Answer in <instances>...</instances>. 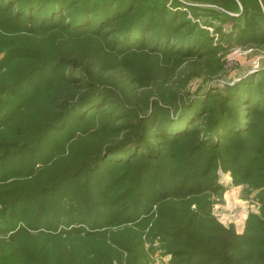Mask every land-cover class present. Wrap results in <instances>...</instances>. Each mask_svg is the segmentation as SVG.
I'll list each match as a JSON object with an SVG mask.
<instances>
[{"label": "trees", "instance_id": "16d2710c", "mask_svg": "<svg viewBox=\"0 0 264 264\" xmlns=\"http://www.w3.org/2000/svg\"><path fill=\"white\" fill-rule=\"evenodd\" d=\"M160 1L0 0V22L15 26L19 33H26L25 37L64 34L67 41L79 45L93 64L108 70L118 66L125 70H121L125 80L119 89L93 85L77 67V59L65 55L54 61L43 60L37 66L39 76L29 73V85L36 89L30 91L28 100L30 105L45 97L51 100L45 102L47 107H41L38 114H29L31 121H22V128L19 125L13 129L12 135L19 141L0 154V163L9 156L21 161L26 157L27 176L37 180L38 169L33 170V159H47L39 170L42 175L56 170V163L65 160L63 155L48 163L52 157L41 152L43 143L52 139L53 134L71 128L91 131L78 140L103 136L106 147L97 152L84 148L73 152L77 168L69 172L62 167L55 174L59 180L53 181L45 196L37 199L56 195L59 200L67 190L69 198L76 202L71 204L76 214L67 224L77 227L78 236L104 237L113 225L124 224L123 233L137 237L139 228L150 225L146 235L161 241L164 252L171 257L169 264H264V69L222 91H207L178 105L162 98L163 101H143L133 106L124 90L128 87L131 94L132 84L140 86L146 100V86L158 75H169L163 65L179 66L216 56L220 46H213L207 32L196 21L187 19L188 11L194 19L202 16L199 12L224 16L238 31L236 41L241 45L264 43V12L256 0H236L240 5L234 0H215L224 8L237 11V16L188 1L171 0L169 5L165 3L168 0ZM225 40L230 43L229 37ZM26 53L8 56L15 59ZM46 72L52 76L43 74ZM11 92L15 95L17 91ZM63 92L72 96V101L53 106ZM51 102L52 108H58L57 113L50 108ZM15 107L9 121L22 110V105ZM51 109L53 114L49 113ZM0 122H6L3 115ZM26 134L29 145L19 139ZM115 139L119 142L113 145ZM218 170L230 172L235 185H247L249 190L257 191L260 213L247 218L241 235L232 227L219 224L211 214L214 198H221L224 191ZM78 178L83 182L73 190L71 182L66 189L61 185L64 179ZM56 184L62 187L54 189ZM21 200L16 195L9 208L0 203L2 210L8 212V228L3 232L10 233V239L26 237L27 228H33L23 226V218L17 213ZM32 201L36 199L29 198L27 204ZM65 232L62 235L70 233ZM138 237L134 248L114 244L126 256L125 264L141 262L138 257L142 254L143 239L140 234ZM62 249L66 251L65 246ZM63 253L56 264L65 263ZM98 256L99 261H109L106 255ZM75 264H86V260L79 257Z\"/></svg>", "mask_w": 264, "mask_h": 264}, {"label": "rangeland", "instance_id": "374dc122", "mask_svg": "<svg viewBox=\"0 0 264 264\" xmlns=\"http://www.w3.org/2000/svg\"><path fill=\"white\" fill-rule=\"evenodd\" d=\"M170 1H165V3L169 5ZM179 1H188L198 7L211 8L218 12H224L229 16H237V11H230L215 0ZM160 2L164 3L162 0ZM256 2L261 11L264 12V0H256ZM236 4H239V2L236 1ZM199 13H202V16L194 19L191 12L188 11L186 14L187 19L196 21L199 27L207 32V35L212 38L213 46H220L217 49L216 56L208 60H194L195 62L190 61V63L187 61L179 66L171 63L163 65L164 69L169 70V73H167L169 75H158L152 83L150 82L146 86L145 92H149L146 100H143L141 96L142 87L132 84L131 94L127 92L128 87H124V90L129 95L126 98L129 104L139 106L143 101L146 103L152 100L163 101V98L178 105L183 101L192 100L207 91H222L226 86L233 85L247 75L264 69V43L251 44L248 42L245 45H241L236 41L238 31H234L231 21L219 14ZM203 13L205 14L203 15ZM3 23L0 22V117L3 115L6 122L4 124L0 122V154L12 148L15 141H19L13 137V129L15 127L18 128L17 126L19 125L22 128L25 125V122L22 121H31V119H28L29 114L30 116L38 114V110L41 107H47L45 102L51 100L50 97H45L40 99V103L36 101L33 105H30L28 100L30 91L32 92V89H36L31 88L33 85H29L32 80L31 75L39 76L41 74L38 72L40 69L37 66L42 64L43 60L54 61L57 56L66 55L70 59H77V67L89 77V81L93 85H108L112 88H119L124 84L125 76L122 73V71H125L124 69L122 70L118 66L108 70L101 68V65L93 64L76 42L65 39L66 35L55 32L52 34L46 33L42 35V38H27V36L25 37L26 33H19L15 26ZM216 28L217 31H215ZM221 34H223V37H221ZM227 37H229L230 43L225 40ZM85 47H88V45ZM25 50L31 54L29 55ZM14 52H25L26 54L21 57H15V59L8 56ZM101 60L102 58H100V62ZM161 69L159 68L158 70ZM29 73L32 74L30 75ZM43 74L48 75V77L52 76V73L49 72ZM11 91L17 92L14 95ZM52 91L49 95H52ZM120 95L123 96L121 93ZM69 96H65L63 92V95L54 102L53 106L58 103L63 104L62 101L64 100L72 101V96ZM17 104L22 105V110L15 113V115L18 114L16 119L12 117L9 121V115H14L12 112L16 110L15 106ZM50 108H52V102ZM52 109H54V112H58L56 111L58 108L53 107ZM52 109L49 113L52 112ZM82 123L84 122L82 121ZM68 130L53 134L52 139L41 146V152L44 153L45 157H52L48 163H53L56 158L65 155L63 156L64 161L56 163V170L47 171V174L45 172L43 175L39 174V170L44 167L47 159L32 160L35 163L33 170L38 169V172H35L38 175L36 176L39 177L37 180L34 179L32 181L27 176L29 163H27L28 159L26 157L21 161L9 156L3 160V164L0 163V203H4L5 207L9 208L13 204L14 197L19 195L22 200L17 207V213L23 218L21 222L24 223L23 226L25 224L28 226L33 225V228H27L26 237L21 236L10 239V233L6 234L7 232H3L4 229L8 228L5 226L7 217L9 218L8 212L6 209L2 210V205L0 204V264H56L58 256L61 252H64L63 249L60 251L64 246L66 247V251L63 253L64 264H75L79 257L80 259L84 258L86 264H108L110 261L111 264H125L126 256H122L114 244L122 243L124 246L134 248L133 244L139 240V234L143 239L142 254L140 258L138 257V259H141L140 264H169L171 257L164 252L161 241L152 240L146 235L147 228L150 225L139 228L140 232L137 237L133 233H123L125 225L118 224L109 228L104 237H90L87 239V236L81 237L77 235V227L74 224L69 226L67 224L71 216L76 214L72 209L74 207L71 205L73 203L76 204V202L69 198L70 195L67 194V190H62L63 196L59 200L56 195H52V198L42 197L41 200L37 201L41 196H45V190L49 186L51 187L54 182L59 180L56 179L58 176L56 177L55 174L58 175L62 167H65L64 171L69 172L77 168L73 164L76 161V159L74 160L75 155H73V152L80 150V148L97 152L101 148L106 147L104 142L106 138L103 136V138L96 136L95 138L90 137L78 140L83 135H90L91 131L84 133L81 129L71 128ZM28 137L29 134H26L19 139L22 138L29 145L31 142L26 141ZM118 142L117 139L113 140V145ZM68 153L69 157H67ZM218 176V181L223 186L224 191L221 198H214L211 214L219 224L226 228L232 227L236 234L241 235L244 232L247 218L250 215L260 213V204L255 197L257 191L249 190L247 185H235L230 172L225 173L218 170ZM68 182H71L70 185H72L73 190L82 184L83 180L80 178L72 181L64 179L61 185L66 189ZM56 187L59 188L60 184L54 185V189ZM121 187H123V184ZM90 196L95 197L94 199L98 198L93 193ZM27 197L36 199V201L27 204L29 200ZM74 206L78 207L77 205ZM96 210L101 211L100 209ZM131 227L133 228L134 225H131ZM63 230H67L65 233H70L64 236L62 235ZM14 251L15 253L13 254ZM98 254L106 255V259L109 261L103 259L99 261L101 257ZM129 258L132 259V255Z\"/></svg>", "mask_w": 264, "mask_h": 264}]
</instances>
